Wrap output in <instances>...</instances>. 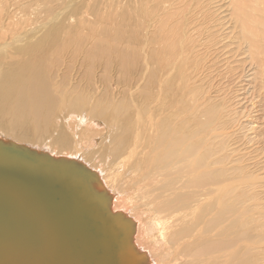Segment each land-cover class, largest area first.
Wrapping results in <instances>:
<instances>
[{
	"label": "bare ground",
	"instance_id": "bare-ground-1",
	"mask_svg": "<svg viewBox=\"0 0 264 264\" xmlns=\"http://www.w3.org/2000/svg\"><path fill=\"white\" fill-rule=\"evenodd\" d=\"M158 1L0 0V140L94 172L110 211L134 222L138 264H264L253 176L227 163L225 109L190 84L188 39L165 31ZM263 3L232 0L255 53ZM0 221V238L18 222L1 202Z\"/></svg>",
	"mask_w": 264,
	"mask_h": 264
},
{
	"label": "water",
	"instance_id": "water-1",
	"mask_svg": "<svg viewBox=\"0 0 264 264\" xmlns=\"http://www.w3.org/2000/svg\"><path fill=\"white\" fill-rule=\"evenodd\" d=\"M95 181V173L78 162L0 140V202L18 218L0 238V264H138L142 254L130 239L134 222L110 211ZM78 208L87 210L80 224L76 217L70 221ZM107 216L128 234L114 232L108 222L101 227Z\"/></svg>",
	"mask_w": 264,
	"mask_h": 264
},
{
	"label": "rangeland",
	"instance_id": "rangeland-1",
	"mask_svg": "<svg viewBox=\"0 0 264 264\" xmlns=\"http://www.w3.org/2000/svg\"><path fill=\"white\" fill-rule=\"evenodd\" d=\"M125 1L127 3L123 0L121 4ZM156 4L158 19L164 18L162 21L168 28L165 31L184 34L188 39L192 62L190 84L205 88L225 109L229 122L224 134L228 137L227 163L237 162L253 176L248 180L253 179L248 188L254 198L250 196L247 201H255L264 211V53H255L251 42L243 36L232 0H160ZM262 7L258 17L264 20V3ZM145 20L144 31H141L145 32L144 40H149L146 37H152V31L157 32L151 20ZM259 26H263L259 31L264 36V23ZM133 76L134 73L130 78ZM93 158L100 160L97 153H93ZM151 234L157 239L159 227L152 224Z\"/></svg>",
	"mask_w": 264,
	"mask_h": 264
}]
</instances>
